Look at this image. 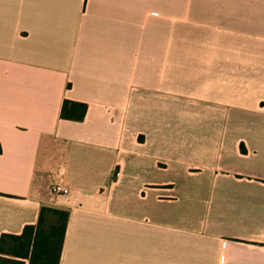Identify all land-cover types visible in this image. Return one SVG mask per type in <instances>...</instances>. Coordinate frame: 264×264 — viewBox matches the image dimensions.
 <instances>
[{"label": "crops", "instance_id": "crops-1", "mask_svg": "<svg viewBox=\"0 0 264 264\" xmlns=\"http://www.w3.org/2000/svg\"><path fill=\"white\" fill-rule=\"evenodd\" d=\"M0 145V238L48 206L60 264H264V0H0Z\"/></svg>", "mask_w": 264, "mask_h": 264}, {"label": "trees", "instance_id": "trees-1", "mask_svg": "<svg viewBox=\"0 0 264 264\" xmlns=\"http://www.w3.org/2000/svg\"><path fill=\"white\" fill-rule=\"evenodd\" d=\"M87 110L84 103L65 100L61 118L80 122ZM69 216L67 210L43 206L36 225L26 226L20 235L1 236L0 264H60Z\"/></svg>", "mask_w": 264, "mask_h": 264}, {"label": "built area", "instance_id": "built-area-1", "mask_svg": "<svg viewBox=\"0 0 264 264\" xmlns=\"http://www.w3.org/2000/svg\"><path fill=\"white\" fill-rule=\"evenodd\" d=\"M52 193L54 195H68L69 194V189L65 188L61 184H56L52 187Z\"/></svg>", "mask_w": 264, "mask_h": 264}]
</instances>
